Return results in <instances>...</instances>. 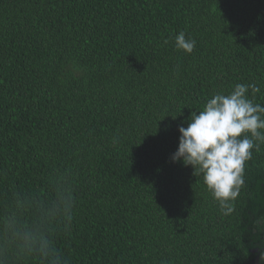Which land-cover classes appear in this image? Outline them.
Wrapping results in <instances>:
<instances>
[{"label":"trees","instance_id":"obj_1","mask_svg":"<svg viewBox=\"0 0 264 264\" xmlns=\"http://www.w3.org/2000/svg\"><path fill=\"white\" fill-rule=\"evenodd\" d=\"M252 82L264 104V0H0V214L71 194L69 264H264V145L229 216L172 160L193 111Z\"/></svg>","mask_w":264,"mask_h":264},{"label":"clouds","instance_id":"obj_2","mask_svg":"<svg viewBox=\"0 0 264 264\" xmlns=\"http://www.w3.org/2000/svg\"><path fill=\"white\" fill-rule=\"evenodd\" d=\"M172 39L174 48L184 54H191L196 46V40L183 30ZM261 94L257 82L214 91L200 110L191 113L187 127L178 128L173 162L191 166L223 216L235 212V202L245 187L246 164L253 151L259 152L264 145V104L257 99ZM75 206L71 194L58 198L51 210L34 203L30 207L40 213L35 219L25 218L24 206H9L0 214V264H69L55 246L50 225L62 214L69 233ZM260 259L264 261V251Z\"/></svg>","mask_w":264,"mask_h":264}]
</instances>
